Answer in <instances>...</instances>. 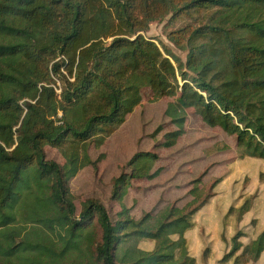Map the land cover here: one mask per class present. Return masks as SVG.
Masks as SVG:
<instances>
[{
  "label": "trees",
  "instance_id": "16d2710c",
  "mask_svg": "<svg viewBox=\"0 0 264 264\" xmlns=\"http://www.w3.org/2000/svg\"><path fill=\"white\" fill-rule=\"evenodd\" d=\"M168 15L193 19L167 34L185 62L144 34ZM146 87L152 102L172 98L164 114L176 130L163 145L176 143L193 108L235 136L240 158L264 160V0H0V264L196 263L184 235L221 177L187 210L135 218L126 190L160 172L157 153L137 151L111 181L116 218L93 198L76 212L70 180L96 166L89 147L118 129ZM250 207L246 199L238 217ZM243 235L233 233L221 261L260 258L264 228Z\"/></svg>",
  "mask_w": 264,
  "mask_h": 264
},
{
  "label": "rangeland",
  "instance_id": "374dc122",
  "mask_svg": "<svg viewBox=\"0 0 264 264\" xmlns=\"http://www.w3.org/2000/svg\"><path fill=\"white\" fill-rule=\"evenodd\" d=\"M190 22L193 23V19L186 16L171 18L168 15L161 21L150 23L144 34L152 37L159 45L171 49L185 62L187 51L176 47L167 38V34ZM150 97V89L143 88L140 103L126 116L118 129L101 146L89 147V156L96 161V166L82 168L69 183L76 212L80 210L81 202L93 198L100 201L111 218L115 219L121 205L112 197V179L123 171L129 172L125 165L135 152L153 151L159 159L152 171L160 168V172L152 179H133L123 198V204L130 208L133 217L138 218L144 212L162 210L167 206L171 210L175 207L185 208L204 197L213 179L221 176L224 178L218 190L226 195L224 200L217 202L216 218L219 219L223 203L226 209L232 199L239 196L240 203L232 209V220L236 222V227L238 224L237 230L244 226L245 222L242 221L248 222V229L253 231L263 226L264 160L248 156L240 158L235 146V136L227 135L218 126H208L193 108L187 109L184 133L176 143L172 146L163 145L162 142L166 141L165 134L176 130V126L164 114L166 105L172 98L164 96L152 102ZM45 152L47 158L63 163L56 148L46 146ZM246 199L251 201L250 214L247 211L239 218L238 208ZM125 244L131 246L132 243L128 240ZM136 245L149 248L151 243L141 241ZM207 248L206 244L204 252ZM224 253L218 256L213 254L209 264H232V260L221 261ZM199 260L201 264H207L203 253ZM243 264H264V252L256 262Z\"/></svg>",
  "mask_w": 264,
  "mask_h": 264
},
{
  "label": "crops",
  "instance_id": "0c3cea01",
  "mask_svg": "<svg viewBox=\"0 0 264 264\" xmlns=\"http://www.w3.org/2000/svg\"><path fill=\"white\" fill-rule=\"evenodd\" d=\"M223 178L224 177H222V179ZM222 179L216 184L214 188V195L196 213L193 220V227L185 232L188 251L190 255L195 258V264H201L199 258L202 257V253L204 258H206L207 264H209L210 259L213 256H218L220 253L222 254L227 251L230 247V238L238 227V224L236 227V222L232 220V212L230 213L228 212V210L230 206L236 207L240 203L239 196L233 198L230 204H228V208L226 209L225 203H223L222 210L218 216L219 219L216 218L215 213L217 210V202L221 199L224 200L226 195L223 194L222 190H218L219 186L221 185ZM219 193H221L220 196H218ZM247 213L250 214L249 211ZM242 222H245L243 223L244 226L241 227V230L244 233V235L241 237V241H243L244 243H246L248 239L253 238L260 230L264 228L263 225L259 228L254 229L253 231L252 229H248V227H250L248 225V222ZM245 227L246 229L244 230L243 228ZM206 244L208 248L204 252Z\"/></svg>",
  "mask_w": 264,
  "mask_h": 264
}]
</instances>
